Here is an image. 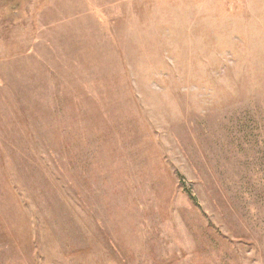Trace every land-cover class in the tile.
I'll return each mask as SVG.
<instances>
[{
	"label": "rangeland",
	"instance_id": "obj_1",
	"mask_svg": "<svg viewBox=\"0 0 264 264\" xmlns=\"http://www.w3.org/2000/svg\"><path fill=\"white\" fill-rule=\"evenodd\" d=\"M0 264H264V0H0Z\"/></svg>",
	"mask_w": 264,
	"mask_h": 264
}]
</instances>
